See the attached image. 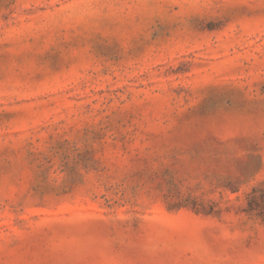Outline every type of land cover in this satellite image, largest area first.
Returning <instances> with one entry per match:
<instances>
[{"label":"rangeland","instance_id":"374dc122","mask_svg":"<svg viewBox=\"0 0 264 264\" xmlns=\"http://www.w3.org/2000/svg\"><path fill=\"white\" fill-rule=\"evenodd\" d=\"M0 264H264V0H0Z\"/></svg>","mask_w":264,"mask_h":264}]
</instances>
